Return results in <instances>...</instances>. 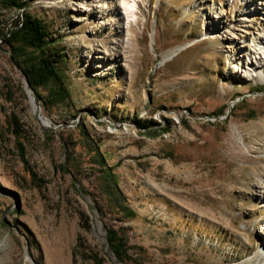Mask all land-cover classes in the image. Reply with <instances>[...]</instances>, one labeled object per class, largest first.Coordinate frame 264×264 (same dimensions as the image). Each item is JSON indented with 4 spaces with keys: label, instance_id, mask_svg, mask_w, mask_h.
<instances>
[{
    "label": "rangeland",
    "instance_id": "374dc122",
    "mask_svg": "<svg viewBox=\"0 0 264 264\" xmlns=\"http://www.w3.org/2000/svg\"><path fill=\"white\" fill-rule=\"evenodd\" d=\"M22 1L62 83L32 89L0 41V264H257L264 82L241 76L240 39L210 33L247 0H138L127 25L121 0Z\"/></svg>",
    "mask_w": 264,
    "mask_h": 264
},
{
    "label": "trees",
    "instance_id": "16d2710c",
    "mask_svg": "<svg viewBox=\"0 0 264 264\" xmlns=\"http://www.w3.org/2000/svg\"><path fill=\"white\" fill-rule=\"evenodd\" d=\"M28 3L22 0H0V15L4 12L23 11L21 17L13 21V29L4 32L0 29V41L8 46L14 58H17L18 64L23 69L31 88H45L51 83H62V76L58 70L56 62L49 58L46 48L51 45V32L47 23L37 17H34L26 10ZM65 90L59 92V95L65 94ZM67 97V95H63ZM148 124H139L141 128H151L154 122ZM168 130V129H166ZM20 149L24 153V146ZM114 193L119 190L118 182L112 176L110 180ZM107 240L110 250L114 253L118 261L129 262L128 245L123 237L114 229H108Z\"/></svg>",
    "mask_w": 264,
    "mask_h": 264
},
{
    "label": "bare ground",
    "instance_id": "6f19581e",
    "mask_svg": "<svg viewBox=\"0 0 264 264\" xmlns=\"http://www.w3.org/2000/svg\"><path fill=\"white\" fill-rule=\"evenodd\" d=\"M130 1L133 2L132 6L128 0H121L122 12L120 17L125 20V25L129 23V18L134 16L133 11L138 4V0ZM247 2L249 9L244 18L232 24L235 21L232 17L231 22H228L227 26H225L224 20L218 19V25L214 29H210L213 30L210 33H216L215 36L222 37L227 41L236 42L240 39L241 41L237 42L239 43L237 58H240L237 64L239 68H241V63L245 66L244 74H241V76L244 78H257L259 81L264 82V72L258 70L264 66V0H247ZM196 3L197 7L205 12L212 0H198ZM213 10L215 11L214 13L220 12L226 18V14L222 9L214 7ZM207 12V16L210 19V15H213V13ZM210 22L211 20L208 21V23ZM260 257L262 258L257 264H264V244L263 253ZM56 263L60 264L59 259Z\"/></svg>",
    "mask_w": 264,
    "mask_h": 264
}]
</instances>
